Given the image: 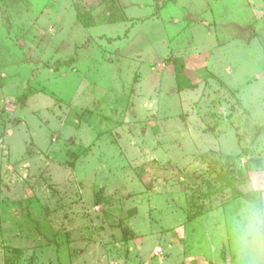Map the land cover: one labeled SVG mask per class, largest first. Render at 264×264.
I'll return each instance as SVG.
<instances>
[{
	"label": "rangeland",
	"instance_id": "rangeland-1",
	"mask_svg": "<svg viewBox=\"0 0 264 264\" xmlns=\"http://www.w3.org/2000/svg\"><path fill=\"white\" fill-rule=\"evenodd\" d=\"M252 197L264 0H0V264H234Z\"/></svg>",
	"mask_w": 264,
	"mask_h": 264
},
{
	"label": "clouds",
	"instance_id": "clouds-1",
	"mask_svg": "<svg viewBox=\"0 0 264 264\" xmlns=\"http://www.w3.org/2000/svg\"><path fill=\"white\" fill-rule=\"evenodd\" d=\"M221 225L234 264H264V197L241 199Z\"/></svg>",
	"mask_w": 264,
	"mask_h": 264
},
{
	"label": "trees",
	"instance_id": "trees-1",
	"mask_svg": "<svg viewBox=\"0 0 264 264\" xmlns=\"http://www.w3.org/2000/svg\"><path fill=\"white\" fill-rule=\"evenodd\" d=\"M181 68V64H179L177 66V69H180ZM181 72L179 71L177 74V79H178V84L180 86V88H184L186 86V83L188 82V80L186 79L185 76L181 75L180 74Z\"/></svg>",
	"mask_w": 264,
	"mask_h": 264
}]
</instances>
